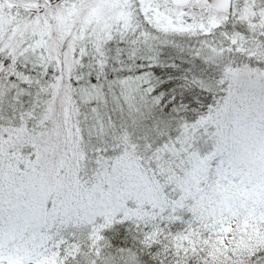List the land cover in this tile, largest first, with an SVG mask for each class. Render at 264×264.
<instances>
[{
  "label": "snow or ice",
  "instance_id": "6c2138e0",
  "mask_svg": "<svg viewBox=\"0 0 264 264\" xmlns=\"http://www.w3.org/2000/svg\"><path fill=\"white\" fill-rule=\"evenodd\" d=\"M0 264H264V0H0Z\"/></svg>",
  "mask_w": 264,
  "mask_h": 264
}]
</instances>
